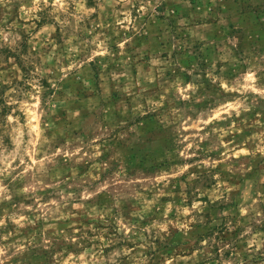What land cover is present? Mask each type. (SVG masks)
<instances>
[{
    "label": "rangeland",
    "instance_id": "1",
    "mask_svg": "<svg viewBox=\"0 0 264 264\" xmlns=\"http://www.w3.org/2000/svg\"><path fill=\"white\" fill-rule=\"evenodd\" d=\"M0 264H264V0H0Z\"/></svg>",
    "mask_w": 264,
    "mask_h": 264
}]
</instances>
